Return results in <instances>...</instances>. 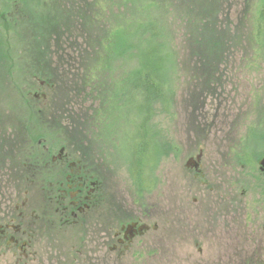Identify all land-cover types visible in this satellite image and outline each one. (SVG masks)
<instances>
[{"label": "rangeland", "instance_id": "1", "mask_svg": "<svg viewBox=\"0 0 264 264\" xmlns=\"http://www.w3.org/2000/svg\"><path fill=\"white\" fill-rule=\"evenodd\" d=\"M93 1L76 0L72 12H65L68 31L64 30L59 43L64 49V42L66 45L72 42L73 48L63 52L56 43L51 44L48 54L52 59L42 65L46 46L32 42L25 26L29 21L28 11L34 16L36 9L26 7L28 11L22 14L16 11L14 0H0V193L12 196L13 192L16 198L25 197L23 192L29 188L24 181L33 173L24 170L25 164L31 167L39 163L43 145L57 151L69 140L80 144L83 153L91 147L106 166L111 180L107 184V198L116 199L119 193H126L138 198L144 209L157 204L161 234L160 257L155 264H186L184 255L195 233L187 225L186 207L192 202L190 192L198 189L185 167L188 158L202 150L207 173L214 179L220 173L215 159L228 161L227 156L236 152V159L243 158L249 164L252 177L259 173L258 160L264 155V57L258 60L250 51L249 22L245 20L240 25L235 9L214 11L219 22L225 25L233 22L232 27L240 25L246 50L232 49L215 55L209 69H198L188 51H183L177 63L180 68H173L170 74L173 99L163 106L158 102L157 115L146 123L153 136L151 151L143 157L136 148L143 140L140 125L147 112L138 104L115 102L111 107L114 117L97 122L98 109L104 102L103 93L97 90L96 94L94 90L102 82L92 80V57L95 58L92 49L87 48L88 52L82 54L87 39L93 40L97 49L98 38L92 22H83V12L89 11L94 16L90 10ZM79 5L85 7L83 12ZM104 10L107 17H114L109 6L100 5L95 13L102 15ZM244 12L245 9L240 14ZM118 24V20L113 22L114 26ZM61 26L64 29V22ZM50 31L54 36L47 42L60 39L61 32ZM232 31V40L229 38L228 45L219 49L232 48L238 42L235 28ZM69 36L72 39L68 40ZM182 37L180 33L178 41ZM48 67L55 78L46 84L39 77ZM117 74L121 81L123 72ZM26 152L33 154L25 156ZM251 176L246 177L247 183L243 182L241 187H248V194L254 195L253 182L249 183L253 180ZM203 198L217 202L215 195ZM164 219L170 221V232ZM195 256L198 257L197 253Z\"/></svg>", "mask_w": 264, "mask_h": 264}, {"label": "flooded vegetation", "instance_id": "2", "mask_svg": "<svg viewBox=\"0 0 264 264\" xmlns=\"http://www.w3.org/2000/svg\"><path fill=\"white\" fill-rule=\"evenodd\" d=\"M41 152L39 163L25 164L33 172L24 181L25 197L0 193V264L156 263V203L144 209L126 193L107 198L111 180L91 148L83 153L67 144L57 151L43 145ZM236 158V152L228 161L216 158L220 173L214 179L202 150L185 164L198 187L186 207L187 225L195 232L186 264H264V170L259 165L252 177L247 161ZM247 176L254 195L241 187ZM213 195L217 202L203 198Z\"/></svg>", "mask_w": 264, "mask_h": 264}, {"label": "trees", "instance_id": "3", "mask_svg": "<svg viewBox=\"0 0 264 264\" xmlns=\"http://www.w3.org/2000/svg\"><path fill=\"white\" fill-rule=\"evenodd\" d=\"M75 1L14 0L18 13L25 14L31 8L36 9L38 16L29 15L31 12L28 11L29 21L25 23V26L32 42L46 46V54L41 56L44 61L40 58V61H43L42 65L49 64L52 59L48 54V46L56 43L59 49L62 48L59 42L62 40L64 30L68 31L66 25L68 16L65 12H72L71 9L76 5ZM67 4L70 6L69 9L63 6ZM93 5L94 7L90 9L94 12L93 17L89 15V11H82L85 9L84 6L79 5V8L83 12V22H92L95 36L98 38L97 49L93 47L95 42L91 39H87V46L82 49V54L88 52L87 48L90 51L92 49L91 55L95 57H92V80L102 82V84L98 83L96 85L98 88L95 86L94 90L96 94L97 90L103 93L101 101L104 102L103 107L98 109L100 112L97 122L102 123L105 119L114 117V110L112 111L111 107L115 102L118 104L123 100L125 105L126 103L131 106L138 104L147 112L146 118H143L140 125L143 130L141 133L143 140L137 144L136 148V151L143 153V157L149 155L151 151L150 140L153 136L146 123L154 114L157 115L158 102H162L163 106L173 99L169 90L170 74L173 68H180L177 63L185 49L198 69H209L216 60L215 55L229 53L232 49L245 52L244 32L238 27L246 20L245 22L248 21L250 26L252 47L250 51L258 56V60L264 57V0H102L101 2L94 0ZM100 5L109 6L110 13L114 17H107L105 10L102 15L96 14ZM60 6H62L61 11ZM231 9L237 11L236 21L240 25L232 27L233 22L226 25L222 22L224 26L221 27L222 23L219 22L214 11L223 13ZM244 9V14H247L245 17L242 16L244 14H240ZM114 10L117 13H113ZM117 20L119 24L114 26L113 22ZM62 22H64V29L61 26ZM9 27L10 24L7 28ZM234 28L238 42L232 48L219 49L222 45H228ZM50 30L61 32L60 39L47 42L54 36V33L49 34ZM180 33H183L182 41H178L177 38ZM70 39L72 38L69 36L68 40ZM78 44L81 46L79 42ZM72 48V42H68L67 45L64 42L62 51ZM94 49L95 52H93ZM79 65H82L80 60ZM42 71L44 75H41L39 79L46 84L52 82L55 78V74L51 72L52 69L48 67ZM117 71L123 72L121 81ZM164 108L168 109L167 106ZM14 134L20 137L18 132ZM148 134L149 138H147ZM64 144L71 149L83 150L80 144L69 140ZM40 152L42 156L43 153ZM32 154V152H26L25 156Z\"/></svg>", "mask_w": 264, "mask_h": 264}, {"label": "water", "instance_id": "4", "mask_svg": "<svg viewBox=\"0 0 264 264\" xmlns=\"http://www.w3.org/2000/svg\"><path fill=\"white\" fill-rule=\"evenodd\" d=\"M261 166L263 167L264 169V159L260 162Z\"/></svg>", "mask_w": 264, "mask_h": 264}]
</instances>
